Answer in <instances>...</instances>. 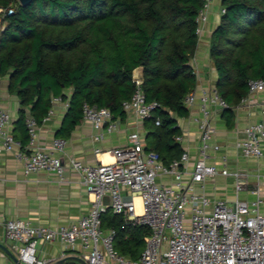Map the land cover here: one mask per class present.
I'll list each match as a JSON object with an SVG mask.
<instances>
[{
  "label": "trees",
  "instance_id": "obj_1",
  "mask_svg": "<svg viewBox=\"0 0 264 264\" xmlns=\"http://www.w3.org/2000/svg\"><path fill=\"white\" fill-rule=\"evenodd\" d=\"M206 0H0V79L21 108L14 138L27 143L25 107L41 124L52 97L67 101L56 138L66 140L82 120V105L107 108L123 122L122 103L135 89L134 69L142 68L141 90L158 107L143 121L145 150L167 165L183 150L176 118H185L183 101L194 91L190 60L197 46V16ZM219 23L209 41L215 90L227 104L222 118L233 126V108L247 95V82L264 80V0H220ZM11 11L8 13V11ZM70 90L67 96L64 91ZM159 121L156 126L155 122ZM151 124L152 127L147 129ZM102 229L114 231V248L137 260L149 229L108 208Z\"/></svg>",
  "mask_w": 264,
  "mask_h": 264
},
{
  "label": "built area",
  "instance_id": "obj_2",
  "mask_svg": "<svg viewBox=\"0 0 264 264\" xmlns=\"http://www.w3.org/2000/svg\"><path fill=\"white\" fill-rule=\"evenodd\" d=\"M211 1L206 0L197 16L198 38L207 21L206 9ZM4 11L0 8V16ZM134 84L131 98L122 103V108L142 122L158 105L146 102L141 81L136 80ZM253 95L264 97V80H249L247 95L241 103H250L249 97ZM196 102L201 114L197 158L191 159L183 152L167 165L154 151L145 150L137 131L127 135L124 146L107 152L111 163L87 165L73 158L63 160L64 140L54 138L42 147L38 145V136L40 126L50 121L57 106L66 110L67 101L52 97L41 124L30 114L26 115L27 151L17 154L24 173L53 172L62 177L69 169L79 175L92 200L88 212L67 226L51 228L34 226L21 219L8 220L4 235L17 260L21 264H46L37 256V245L57 241L65 248L80 247L86 264H264V190L259 187L249 190L247 174L229 170L226 156L220 154L218 145L211 143L215 134L210 122L212 109L226 108L224 99L213 88L199 93L192 91L183 101L188 110ZM82 121L94 130V142L119 127L118 120L112 118L107 108L88 103L82 105ZM11 124L9 111L0 105V154L21 148L10 132ZM155 125H159L158 120ZM175 141L180 142V137ZM235 147L245 159L264 160V104L260 108V120L244 127L243 138ZM212 153L220 155L218 165L212 162ZM216 176L232 180V199L210 197L198 190L197 187L203 188ZM243 193H249L252 198H241ZM105 197L110 200L108 205L103 202ZM108 208L132 224L149 229L137 260L121 256L114 248V231L102 229L101 217Z\"/></svg>",
  "mask_w": 264,
  "mask_h": 264
},
{
  "label": "crops",
  "instance_id": "obj_3",
  "mask_svg": "<svg viewBox=\"0 0 264 264\" xmlns=\"http://www.w3.org/2000/svg\"><path fill=\"white\" fill-rule=\"evenodd\" d=\"M220 12V0H213L208 4L207 21L202 26V34L198 38L196 49L190 60V65L196 76L194 91L197 93L215 88L216 73L208 50L211 34L220 20ZM141 74L142 70L138 68L133 76L139 77ZM64 93L68 96L70 90H66ZM249 99L250 103L240 102L233 108V126L231 128L226 127L221 115L222 110L212 109L210 122L215 129V134L211 143L220 147V154L226 156L229 170H238L247 174L249 190L256 187L264 190V160L245 159L235 147L236 142L243 138L244 127L260 120V108L264 104V97L253 95ZM0 105L7 109L11 115L10 132L14 137V134H18V131L14 132V121L21 106L16 95L9 93L7 78L0 79ZM24 110L26 115L30 114L28 108L25 107ZM64 115L65 110L61 106H57L50 121L40 126L38 145L45 147L52 139L56 138L55 133L60 127ZM200 118L199 105L196 102L188 110V115L185 118L175 119L176 126L180 130V142L178 143L183 152H187L191 159L197 158L198 121ZM118 123L119 127L116 132L106 134L101 141L94 142V130L89 123L81 120L80 124L71 132L70 137L64 140L63 160L73 158L87 165H96L100 162L111 163L112 158L107 152L110 149L124 146L127 135L133 131L140 133L145 146L146 127L143 121L141 122L134 115L126 113L124 121L118 120ZM96 149L100 151L96 153ZM26 151L25 145L23 149H14L11 152L0 154V246L16 258V252L4 235V226L8 220L21 219L29 221L34 226L51 228L67 226L88 212L92 200V196L80 183L79 175L69 169H66L62 177L53 172L43 171L26 175L23 171V163L17 157L18 153ZM219 156L213 154L212 162L218 165ZM197 188L210 197H216L214 191L219 189L225 191L228 189L231 190V193L234 192L232 180L222 176H216L207 181L203 188ZM241 198L248 199L251 196L249 193H243ZM36 249L37 256L44 259L46 264H81L77 260H82L80 247L65 248L55 241L52 243L40 242ZM0 264H16L1 247Z\"/></svg>",
  "mask_w": 264,
  "mask_h": 264
},
{
  "label": "water",
  "instance_id": "obj_4",
  "mask_svg": "<svg viewBox=\"0 0 264 264\" xmlns=\"http://www.w3.org/2000/svg\"><path fill=\"white\" fill-rule=\"evenodd\" d=\"M32 1H33V0H18L19 4H20L21 6H23V7L29 5ZM138 68L142 70L141 67H138ZM138 68L134 69L133 72H132V80H133V81H136V80H138V81H142V74H141V76H139V77H134V76H133L134 72H135ZM103 202H104V204L108 205V204L110 203V200H109L108 197H105V198L103 199ZM0 247L3 248V250H5V251L9 254V256L12 258V260L14 261V263H16V264H21V263L17 260V258H16L14 255H12L8 250H6V249H5L4 247H2V246H0ZM77 260H78L81 264H86V263H85L83 260H81V259H77Z\"/></svg>",
  "mask_w": 264,
  "mask_h": 264
},
{
  "label": "rangeland",
  "instance_id": "obj_5",
  "mask_svg": "<svg viewBox=\"0 0 264 264\" xmlns=\"http://www.w3.org/2000/svg\"><path fill=\"white\" fill-rule=\"evenodd\" d=\"M213 1V0H212ZM211 1V2H212ZM210 2V3H211ZM152 127V125L151 124H149L148 126H147V129H149V128H151ZM216 184V183H215ZM214 196H216L217 198H219V199H222V200H229V199H232L233 197H234V192H232L231 193V190H228L227 189V191H225L224 189H219V190H217V191H214ZM252 198V197H251Z\"/></svg>",
  "mask_w": 264,
  "mask_h": 264
},
{
  "label": "bare ground",
  "instance_id": "obj_6",
  "mask_svg": "<svg viewBox=\"0 0 264 264\" xmlns=\"http://www.w3.org/2000/svg\"><path fill=\"white\" fill-rule=\"evenodd\" d=\"M138 202H139V200H138V199H136V203H137V205H138Z\"/></svg>",
  "mask_w": 264,
  "mask_h": 264
}]
</instances>
